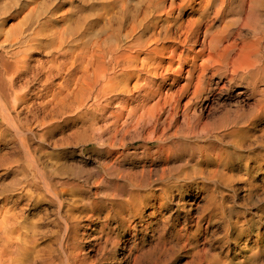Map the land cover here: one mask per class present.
<instances>
[{"label": "rangeland", "instance_id": "374dc122", "mask_svg": "<svg viewBox=\"0 0 264 264\" xmlns=\"http://www.w3.org/2000/svg\"><path fill=\"white\" fill-rule=\"evenodd\" d=\"M4 1L9 0H0V12L7 11L0 13L1 26L17 27L24 17L20 11L41 7L22 23L24 32L38 31L46 21L56 24L55 30L65 25L60 37H70L75 29L69 39L79 52L91 48L100 54L111 47H121L123 53L137 51L130 47L137 41L144 44L151 34L148 19L162 12L156 0H120L118 7L109 5L113 11L107 20L105 5L112 0H12L16 6ZM226 3L229 14L223 12L213 31L225 25L223 21L229 24L238 18L240 2ZM202 11L199 0L182 3L181 22L200 19ZM212 18H204V28L211 26ZM244 18L246 14L243 24L232 22L234 31L243 27ZM131 25L138 27L133 43L126 38ZM165 47L168 51L156 56L141 50L128 89L111 92L109 103L91 100L82 111L69 112L48 129L30 119L23 122L28 126L22 136L11 132L0 139V208L13 206L23 214L18 220L27 236L43 232L37 236V251L26 246L21 264L34 257L36 264H264V116L257 117V97L239 81L229 86L215 70L206 72L201 94L194 93L199 72L188 93H181L187 83L184 71L190 69L201 43L189 58L181 46L173 60L172 44ZM180 66L183 72L175 73ZM139 79L141 85L135 89ZM39 88L36 85L30 93ZM167 91L173 97L163 96L167 101L162 99L159 107L164 109L151 111ZM189 101L193 106L187 110ZM21 140L27 141L39 166L19 151ZM18 157L21 162L7 166Z\"/></svg>", "mask_w": 264, "mask_h": 264}, {"label": "bare ground", "instance_id": "6f19581e", "mask_svg": "<svg viewBox=\"0 0 264 264\" xmlns=\"http://www.w3.org/2000/svg\"><path fill=\"white\" fill-rule=\"evenodd\" d=\"M119 1L120 0H114V1L112 0L111 2H108L105 5L106 7L105 18L107 20H109V17L112 14L111 11H113L109 5H112L113 3H117V7H118ZM156 1L162 12L155 17H153L154 15H152L151 18L148 19L149 22L152 21L151 22L152 24L147 29L149 32L148 34L150 33L151 34L147 38V40L144 41V44L140 46L137 45L138 41L137 42L135 41L138 34L137 31L138 27H136V25L134 26L131 25L132 26L131 30L129 29L130 31L127 32L126 38L129 39V42L130 43L136 42V44H133L130 47L131 50L137 49V51L133 53L127 52L125 50L123 53L121 52L122 51L121 47L107 48L101 51V54L95 53L94 51H90L91 48L90 49L88 48L89 50L84 48L79 52L80 49H77V46L73 45L75 43H73L72 40L69 39L71 36H73L71 35V33L76 31L74 29L76 26H74V28L71 27L72 30L74 29V31L70 30L68 28L69 26L66 27L69 29V31L72 32L70 33V37L66 36L63 38L60 37L61 35L59 34H63L65 32L61 30L65 25H60L62 26V28L58 26L60 29L57 27V30H55L56 24L52 26V24H48L47 21H46L47 24L45 23L44 25H41L40 23L42 27L38 31L34 27L36 30L35 31L33 30V32L30 30L29 31L31 32L30 34L24 32V30L22 29V26L23 28L25 27L24 21H26L27 18L35 17L38 10H41V7L38 10L37 7L28 9L26 7L27 5H25L27 10L25 12L20 11L21 17L24 16L22 19L23 21L19 20V22L20 21L22 22H20L19 25L17 24L18 25V26L16 25L17 27L13 26L12 24V28L7 29V27H5L4 25L2 26L0 25V48H1L0 50L2 51L3 54L0 55V139L2 138L6 139L8 134H10L11 132L12 133L14 132L17 135L22 136L21 130L24 129L25 128L24 125H26V123L23 124L24 121L28 123L30 119H33L48 129V127L54 125L55 121H57L58 118H62V116L68 114L69 112H73V111L76 112V110L82 111L86 105L88 106V104H90L89 102L91 100L96 101L100 105L101 103L99 102L102 101L108 102V100H110L111 98L108 99L107 96L111 92H116V91L120 92V90L123 91V89H128V83L131 80H133L132 78L136 75L135 74L136 71L134 70L136 66L135 67L133 66L138 63V58L140 54L139 52L145 48L143 52H145L146 56H156L159 54H163L165 51H168V48L165 47V44L167 43L172 44V48H171L172 51L170 52L171 57L169 58L171 60H173L178 49H180L181 46L184 48V51H182L181 53L185 54L186 58H189L190 55L195 51V48L198 46V44L201 43V48L195 54L196 57L195 58L193 57V61L190 62L191 63L190 69L184 71L187 78V83L184 86L183 90L180 91L181 93H188L189 89L193 86L194 83H196L195 76L199 72L200 75L198 76V80L196 83V91H194V93L196 95L201 94V91L203 92V90H201V87L203 88L205 86L202 85L204 82L203 78H205L204 76L206 72L215 70L214 72L217 73L219 76L228 79L229 86L233 82L239 81L240 83L245 84L248 88H251L255 96L257 97L256 104L254 106L256 107L257 110H259L258 111L259 115H257V117L264 116V21L260 19L261 16L264 18V10H262L264 8V0H238L240 4L237 7L238 8L237 20L238 22L241 21L240 23H242L244 14H246V18H244L246 22H244L243 27L237 31H234L232 28L233 27L232 22L237 23V20L235 21L230 20L229 24L228 22L223 21L225 25L221 26L220 29L218 28L217 30L213 31V26H215L218 20L220 18H224L222 14L223 12H225L224 10L227 9L226 0H199L200 6L203 7L201 17L198 20L189 22L188 25H185L184 22H181L182 20L181 14H182V3H188L190 0H180L181 2L180 4H176L175 0H156ZM4 3H9L16 6V4L12 3V0L11 1L9 0L7 2L4 1ZM40 3L41 5H43L42 2ZM22 4H24V2ZM33 5L32 7H34ZM36 6H40V5L38 4ZM8 8L9 7H7V10ZM213 8L215 11L211 12ZM95 9L96 11H98L97 8ZM163 11L166 12L163 13ZM6 12L5 13L0 12V13L7 15ZM46 12L47 11L45 10L44 14H46ZM99 12L100 11H98V14ZM73 13L75 14V12ZM74 14L73 16H75ZM91 14L94 15L93 12H91ZM116 14L118 15V13ZM228 14L229 12L226 11L225 16ZM58 15L60 16L61 14L57 13V16ZM145 15L149 16V14L147 15V13H145ZM73 16L71 17L68 16V17L72 18ZM211 17H213L210 21L211 26H207L204 28L205 25V23L203 22L204 18L209 19ZM80 18L81 17H79V20ZM102 18L104 17H101V20ZM62 19H64V17ZM111 19L115 20L114 18ZM85 20H87V17L85 18ZM77 22L79 21L77 20ZM83 22H80L82 24L80 26H84L83 24L85 22L84 23ZM22 23H24V25H22ZM106 25L109 26L108 23ZM27 26L28 25L26 24V27ZM34 26L37 27V25L35 24ZM58 29L61 30L62 32L60 33ZM79 30H81V28ZM248 32H252V37L247 39ZM74 37L76 36L74 35ZM85 39H87V37ZM76 41L78 42V40ZM160 46H162V48H159ZM80 47L81 46H79V48ZM198 59L201 62H199ZM100 62L102 63L101 66L99 64ZM130 67L133 68L130 69ZM120 70L121 72L119 74L118 72ZM170 70H172V67L168 68V71ZM181 72H183L181 66L175 70V73H181ZM36 85L40 86L38 92L34 90L35 93L31 94L30 92L33 93L32 88L34 89ZM140 85H141V79L138 80L134 88L139 89ZM225 85H223L222 88H227V86ZM151 91H153V89H150L149 94L151 93ZM206 91L211 92V90L209 89ZM169 94L170 93L168 91L164 95L160 94L161 99L158 100L156 106L154 108L151 107L149 109H151V111H155V108L159 107L161 100L162 99L166 100L163 98V96H165V98L173 97L172 95L169 96ZM237 95L241 96L242 93L239 92ZM35 99L39 100V102L33 103L32 101ZM192 103H193L192 101H189V103L186 105L187 110L192 108L191 107L193 106ZM161 106L163 107L164 105L161 104ZM179 106L180 104H177V107ZM103 107L105 108V105H103ZM146 108L144 110V113L146 112ZM47 109H49V111H46ZM135 110L137 111L138 109ZM42 112L43 113L47 112V113H45L46 115L43 117V119H40L39 114H41ZM131 112H133V110ZM150 113L152 114V112ZM136 115L137 114H135V116ZM143 115H146V113ZM20 116H23L24 120L21 119ZM102 116L103 115H101V117ZM136 121H139V119ZM116 124L117 123L115 122V126ZM125 124L127 123L125 122ZM133 129H134L133 131H136L135 128ZM14 133L12 134V136H14ZM19 151H21L23 156H25L27 159L29 158L33 160L35 167L38 165V164L36 165L37 160H34L35 156L32 155V150L29 147L27 141L21 140V147ZM12 158L14 159V157ZM18 159L19 157L17 158V160L10 159L9 163L6 162L7 166L9 167H12V165L15 166V163H17L18 161L21 162V160ZM1 161L4 162L2 159ZM1 165L2 164L0 163V166ZM6 202L5 205L7 204ZM61 203L62 202L60 201V204ZM12 207L10 208L8 206V208L7 207L0 208V264H21L22 263L21 257L25 254L27 248L28 251L36 249L38 247V242H39L37 236L43 235V232L39 230L40 232L36 231L33 235H31V237L29 235L27 236V233L25 231L26 229L25 230L22 229L24 228L22 227L23 223L20 222V220H18L20 217L23 216V214L18 213L15 210L16 208L12 209ZM20 214H22V216ZM32 228L35 229V226ZM40 229L42 230V228ZM29 230L30 229L28 227V231ZM31 233H33V231ZM27 245L28 247L26 248ZM34 258H31V260L28 263L25 262L23 263L36 264L35 260H33Z\"/></svg>", "mask_w": 264, "mask_h": 264}]
</instances>
